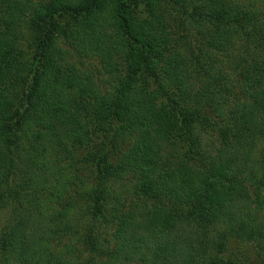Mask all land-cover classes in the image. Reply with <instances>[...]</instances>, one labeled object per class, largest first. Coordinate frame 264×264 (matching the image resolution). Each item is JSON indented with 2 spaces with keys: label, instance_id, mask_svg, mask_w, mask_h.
<instances>
[{
  "label": "trees",
  "instance_id": "obj_1",
  "mask_svg": "<svg viewBox=\"0 0 264 264\" xmlns=\"http://www.w3.org/2000/svg\"><path fill=\"white\" fill-rule=\"evenodd\" d=\"M171 2L184 30L174 37L162 0H0L1 264H70L63 252L74 256L86 228L69 217L72 200L44 212L42 198L74 187L69 168L92 126L115 143L97 161L91 218L109 203L123 210L111 191L127 178L150 201L140 219L120 211L112 245L86 235L110 257L102 264H235L234 255L248 257L230 252L238 243L264 264V0ZM64 13L75 18L70 32L57 18ZM195 30L204 47L194 60L173 43ZM64 38L100 56L114 76L107 95L69 60ZM96 97L85 120L78 98Z\"/></svg>",
  "mask_w": 264,
  "mask_h": 264
},
{
  "label": "rangeland",
  "instance_id": "obj_2",
  "mask_svg": "<svg viewBox=\"0 0 264 264\" xmlns=\"http://www.w3.org/2000/svg\"><path fill=\"white\" fill-rule=\"evenodd\" d=\"M35 2L44 1L48 2L49 0H34ZM162 10L167 14L168 18L170 17L172 20V24L175 22V24L168 27L171 32H173V37L175 35L176 31H180L184 33V30H182L183 26L182 24H179V21L177 20L178 13L175 12V4L171 2V0H162ZM142 8H140L141 10ZM139 11V10H138ZM140 13V11H139ZM59 22L66 27L67 32H70L73 28L75 18L73 15L69 13L60 14L59 17H57ZM168 24H170L168 22ZM195 38L191 41L187 36H184L182 40H177V45L173 43L174 49L179 47L182 50L188 49V53L191 56H194L193 59L200 55V48L204 47L203 44V38L202 36L197 34V31L194 32ZM62 48L69 52V60L76 63L79 68H82L84 71H88L89 74L93 77V79L96 81L97 87L100 89L101 94L99 97L107 95V89L110 88L113 84L114 76L112 72H109L103 65L100 56L93 55L92 53L89 54H82L78 51L76 46V40L64 38L61 42ZM186 45L187 47H183ZM222 55L216 56V58H221ZM224 59V58H223ZM195 60V59H194ZM225 60V59H224ZM221 61L219 64H229L226 61ZM193 61V60H192ZM202 61H206L202 57ZM114 62L116 64L117 70H120L121 73H126V65L127 62L125 61V58L122 56H115ZM229 68V67H228ZM225 68L227 71H230V69ZM114 72V71H113ZM198 76V74H196ZM161 81V80H160ZM195 81V79H194ZM151 88H160L159 84L155 82L153 79L151 82ZM159 93V92H158ZM78 98V100L81 101V104L79 105L80 111H82L83 114H86L87 117L85 120H89L91 116L96 113V105L98 106L100 103V98ZM93 130L92 135V142L89 146L86 147H80L76 148L74 152V157L72 163L75 165V168L70 166L69 169H73L76 174H78V180L73 183H75L74 187L67 189L65 192L61 193L60 196L57 197V199H53L50 197L49 194H46L42 200H44L45 205L44 212H47L50 208L54 209L56 206H60V208L65 207L67 205V202L69 200H72L73 209L69 210V217H73L76 220V223L79 225V227H85L86 229H82L83 234L81 237L74 239L76 243V247L74 251V256H71V252L64 251L63 256L65 259L70 260V264H102L104 259L107 258V253L103 254L100 253V250L97 251L95 249L91 250V245L86 243V235L92 234L96 241L99 243L100 246H103V248H106L110 246L111 242L113 241L115 230H116V224L118 220V214L120 216V211H126V212H132L137 214V218H141V215H145V211L147 210L150 201L148 203H145L146 199L141 198L137 195V190L135 188V180L126 179V181L122 183L113 184L111 194L113 196L120 195L122 200H124L125 205L123 206V210L120 206H114L113 203H109L107 205V210L105 211V215L102 216L100 219H92L91 218V210H93V201L91 199V196L88 193V190H91V188L94 186V183H96V180L94 178V174L97 169V161L99 159V156H102L109 152L111 148H113L114 141L111 137V134L109 135L107 132L102 131H96V129L91 128ZM135 141V137L131 141L133 143ZM124 147H127V145H124ZM78 166V167H77ZM76 167L78 168L77 170ZM51 171H49V176L47 179L49 181H53L51 184L59 183L58 180L54 179L53 175H51ZM65 180V179H63ZM73 183L68 181L67 185L71 186ZM64 203V206L62 205ZM56 205V206H55ZM7 211H3L0 213V227L3 224H6L7 220L6 217L8 216ZM66 240V239H65ZM64 245V242L61 244ZM112 245V244H111ZM241 247V248H240ZM231 253L235 254L238 252H244V254L248 255V257H241L238 261L234 260L235 264H259V262L253 257V255H250L251 251L253 250V247L248 244L238 243L234 245V248H231ZM229 251L222 254L223 258L228 261L230 260V257L233 259V257L230 255ZM226 254V255H225ZM109 256L107 258V261L109 260ZM139 259V257L137 258ZM208 261V260H207ZM152 259H149L148 261H145L143 259H140L139 261H134L130 264H152ZM222 262V263H221ZM221 262L218 264H225L224 261L221 259ZM154 263V262H153ZM1 264V263H0ZM111 264H126L125 262H111Z\"/></svg>",
  "mask_w": 264,
  "mask_h": 264
}]
</instances>
